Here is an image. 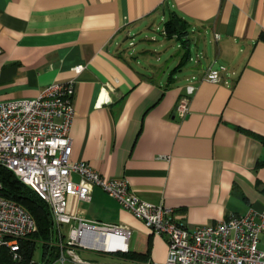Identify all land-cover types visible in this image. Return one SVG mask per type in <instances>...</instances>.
Returning <instances> with one entry per match:
<instances>
[{
  "label": "crops",
  "instance_id": "1",
  "mask_svg": "<svg viewBox=\"0 0 264 264\" xmlns=\"http://www.w3.org/2000/svg\"><path fill=\"white\" fill-rule=\"evenodd\" d=\"M172 17L185 33L166 35ZM157 23L182 50L169 71L147 61L150 48H132L133 36ZM0 49V101L74 82L72 161L127 180L133 194L171 208L188 229L264 211V0H0ZM188 62L189 75L177 80ZM216 64L226 70L208 82L206 68ZM188 85L195 90L180 117ZM67 210L128 228V254H114L118 263L165 262L164 238L100 188L88 201L70 198Z\"/></svg>",
  "mask_w": 264,
  "mask_h": 264
},
{
  "label": "built area",
  "instance_id": "2",
  "mask_svg": "<svg viewBox=\"0 0 264 264\" xmlns=\"http://www.w3.org/2000/svg\"><path fill=\"white\" fill-rule=\"evenodd\" d=\"M74 70L79 73L82 66ZM225 70L224 66L210 65L204 79L218 83ZM194 90V86H186L177 106L180 117L187 113ZM73 96L71 80L52 83L32 99L0 101V167L13 173L48 206L60 249L51 264H101L81 259L79 249L106 254L128 251L127 227L87 222L69 214L68 200L88 201L93 187L116 200L152 234L164 238L167 254L163 264H264V249L258 247L264 233V211L251 209L213 225L188 229L173 219L171 208L133 194L127 180L101 176L86 163L72 161L69 132L75 116ZM64 226H68L67 234L61 238ZM35 230L27 211L0 197V252L6 249L13 262H21V241Z\"/></svg>",
  "mask_w": 264,
  "mask_h": 264
},
{
  "label": "trees",
  "instance_id": "3",
  "mask_svg": "<svg viewBox=\"0 0 264 264\" xmlns=\"http://www.w3.org/2000/svg\"><path fill=\"white\" fill-rule=\"evenodd\" d=\"M180 25V27L178 26ZM181 28V29H180ZM181 34L185 33L183 24L178 18H170L166 23L165 33ZM264 143V139H260ZM261 164L258 162V165ZM0 197L12 201L21 206L33 218L36 224V230L33 238L21 241V252L23 260L13 262L6 249L0 252V264H31L33 252L36 245H39L42 252L41 264H51L60 255V249L56 245L58 241L57 230L54 228L51 212L48 206L37 196L29 187L20 183L10 171L0 167ZM67 230L62 228L61 238H65ZM128 251L120 253V256H126ZM147 261L141 263L145 264Z\"/></svg>",
  "mask_w": 264,
  "mask_h": 264
},
{
  "label": "rangeland",
  "instance_id": "4",
  "mask_svg": "<svg viewBox=\"0 0 264 264\" xmlns=\"http://www.w3.org/2000/svg\"><path fill=\"white\" fill-rule=\"evenodd\" d=\"M161 23H157L155 27L152 28L151 31H144L142 33H136L135 36H133V44L134 46L132 48H137L139 51L142 47L150 48L152 51H154V55H149L152 57H149L147 61H150V63L154 65H165L167 66V71L171 70L172 67L175 66V64L178 62L179 57H180V51L179 48L176 47V43L166 41L164 37L161 35ZM145 38H153L154 41L148 40L145 44H142V40ZM162 45V46H160ZM190 52L192 57L195 60L201 61L202 57L199 58L198 51H201L199 43H193L191 44ZM139 62H142L143 59L140 58ZM194 60V61H195ZM204 62V61H202ZM143 63H145L143 61ZM194 62H188L184 68L176 75L177 80L183 81L184 77L186 75H189V71L191 70V66L193 65ZM144 65V64H143ZM219 65H215V67H218ZM34 233L29 237L33 238ZM80 251V252H79ZM79 257L83 260H87L90 262H103L107 264H114L118 263V261L115 259L114 254H102L97 251H92V250H84V249H79L78 250ZM77 253V254H78ZM32 260L34 261L35 264H41L42 262V252L41 248L39 245L35 246L34 252H33V257Z\"/></svg>",
  "mask_w": 264,
  "mask_h": 264
}]
</instances>
